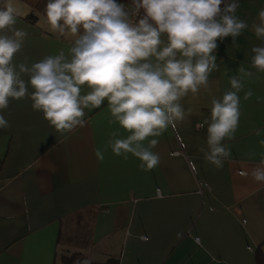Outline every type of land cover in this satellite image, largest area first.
Masks as SVG:
<instances>
[{"label":"crops","instance_id":"crops-1","mask_svg":"<svg viewBox=\"0 0 264 264\" xmlns=\"http://www.w3.org/2000/svg\"><path fill=\"white\" fill-rule=\"evenodd\" d=\"M12 2L20 13L16 26L28 31L14 62L27 56L31 65L61 49L67 53L75 38L50 31L48 0ZM239 5L236 14L248 29L237 37L238 47L230 36L217 41L219 69L210 74L209 89L182 101L193 113L156 138L160 163L150 171L131 154L125 160L105 150L113 133L129 135L109 123L107 100L86 110L83 128L64 136L30 99L10 100L2 113L9 127L0 129V264H58L62 253L115 264H256V250L264 254V184L241 173L264 159V73L251 69V48L261 43L251 25L264 0ZM242 65L254 72L245 80L253 96L245 101L240 93L235 140L225 141L231 156L217 169L198 151L207 125H197Z\"/></svg>","mask_w":264,"mask_h":264},{"label":"clouds","instance_id":"clouds-1","mask_svg":"<svg viewBox=\"0 0 264 264\" xmlns=\"http://www.w3.org/2000/svg\"><path fill=\"white\" fill-rule=\"evenodd\" d=\"M239 7V0H130L128 6L117 0H48L45 19L50 31L75 39L67 53L61 49L29 65L27 56L14 62L28 37L26 28L16 26L20 13L12 0H0V129L9 127L2 113L10 100L30 99L32 109L61 136L83 128L86 110L98 109L107 100L109 123H118L129 135L116 138L113 133L105 150L125 160L131 154L141 170L154 169L160 163L153 151L156 138L192 115L193 109L182 101L190 93L207 91L210 74L219 69L217 41L230 36L238 47L237 37L248 29L247 21L236 14ZM251 29L261 41L251 48V69L264 73V9ZM253 75L242 65L238 75L228 78L230 89L211 97L210 116L197 125H207L198 151L217 169L231 156L225 141L235 140L240 93L245 101L252 98L245 80ZM95 155L104 158L101 149ZM241 175L264 184V159Z\"/></svg>","mask_w":264,"mask_h":264},{"label":"trees","instance_id":"trees-1","mask_svg":"<svg viewBox=\"0 0 264 264\" xmlns=\"http://www.w3.org/2000/svg\"><path fill=\"white\" fill-rule=\"evenodd\" d=\"M117 3L125 4L126 6L130 5V0H117ZM223 7V5H221ZM141 14H143V10H141ZM138 19V18H137ZM58 264H81L84 259L81 257L79 253H71L66 254L62 253L59 259ZM256 264H264V254L259 252V249L256 250ZM89 264H115L114 261L109 260L105 263H98V262H89Z\"/></svg>","mask_w":264,"mask_h":264}]
</instances>
